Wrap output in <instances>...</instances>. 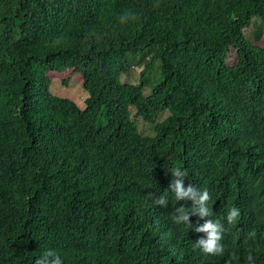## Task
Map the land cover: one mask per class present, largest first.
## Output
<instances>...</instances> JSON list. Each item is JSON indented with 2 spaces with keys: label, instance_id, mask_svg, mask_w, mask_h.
I'll use <instances>...</instances> for the list:
<instances>
[{
  "label": "trees",
  "instance_id": "1",
  "mask_svg": "<svg viewBox=\"0 0 264 264\" xmlns=\"http://www.w3.org/2000/svg\"><path fill=\"white\" fill-rule=\"evenodd\" d=\"M263 23L264 0H0V264L46 249L64 264H264V47L245 34ZM67 69L82 105L50 91ZM173 167L210 192L222 254L171 219L191 206L168 190Z\"/></svg>",
  "mask_w": 264,
  "mask_h": 264
},
{
  "label": "clouds",
  "instance_id": "2",
  "mask_svg": "<svg viewBox=\"0 0 264 264\" xmlns=\"http://www.w3.org/2000/svg\"><path fill=\"white\" fill-rule=\"evenodd\" d=\"M127 18V14L121 17V20ZM171 177L168 184V190L174 195L176 201H191L190 207H185L181 204L175 207L171 213V219L177 225L191 226L195 234L193 245L200 248L205 254H222L224 252V245L222 244V237L224 232V224L219 220L210 218L213 215L211 194L206 188H198L192 183L184 184V180L187 176V169H181L180 167H173L170 169ZM147 196L152 202L161 207H165L168 204V199L164 194L156 195L153 192H148ZM190 215H195V220L191 224L189 221ZM240 215V209L236 206H232L228 209L226 214V221L228 223L234 222ZM201 219L203 220L200 223ZM29 228L23 229L22 245H26V252L28 256L33 255L34 247L36 246L29 236ZM26 231L28 236L26 237ZM159 239H163L164 235L155 232ZM249 236H254L255 233L250 231ZM175 257L173 250L169 251L167 258L172 260ZM249 264H253V258L249 256ZM15 264V263H13ZM34 264H64L62 254L53 249H46L35 259Z\"/></svg>",
  "mask_w": 264,
  "mask_h": 264
},
{
  "label": "rangeland",
  "instance_id": "3",
  "mask_svg": "<svg viewBox=\"0 0 264 264\" xmlns=\"http://www.w3.org/2000/svg\"><path fill=\"white\" fill-rule=\"evenodd\" d=\"M254 18V23H256ZM258 27V28H257ZM252 26L250 29L245 31V34L249 40H251L254 44L264 47V23L261 27L259 26ZM260 28V29H259ZM260 30V35L258 37H254V33H257ZM251 39H250V38ZM153 52L146 51L142 55H138L137 57L130 56V63L131 68L126 75L121 76V81L127 84H136L139 81L140 72L142 71L144 65H146L150 58L152 57ZM226 62L228 65H233L236 62V51L235 49L231 48ZM159 67V63L156 61L152 69H150L146 73L145 80L148 82L146 87L144 88V95H149L152 85L155 83V80L159 78L157 70ZM48 77L50 79V91L53 95L63 98H69L74 102H77L79 105H82L85 95L83 94L79 84H78V77L72 74L71 69H67L62 73L57 72H49ZM66 82V84H64ZM167 116L166 114H162L160 116V120ZM141 121V119L137 120V125L139 128L144 130L145 133L149 131V127Z\"/></svg>",
  "mask_w": 264,
  "mask_h": 264
}]
</instances>
